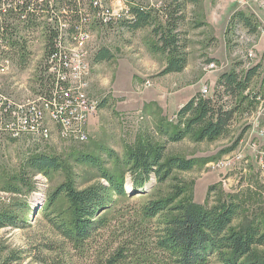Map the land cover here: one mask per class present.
Segmentation results:
<instances>
[{
  "label": "rangeland",
  "instance_id": "1",
  "mask_svg": "<svg viewBox=\"0 0 264 264\" xmlns=\"http://www.w3.org/2000/svg\"><path fill=\"white\" fill-rule=\"evenodd\" d=\"M82 1L84 8L74 7V11L78 15L80 10L93 13L92 0ZM103 1L108 7L121 3ZM127 1L131 9L151 12V23L133 29L124 21L108 27L91 21L88 91L97 110L86 125L88 139L60 138L53 131L44 143L0 140V213H11L18 220L17 226L0 229V264H103L125 245L127 259L119 264H165L154 244L164 213L156 218L145 214L154 200L174 199L179 203L192 199L213 207L237 198L243 208L234 226L264 218V154L259 153L264 150V0ZM58 8L64 20L66 12L55 4ZM238 12L251 17L256 30L233 23ZM49 18H39L36 26L19 25L17 33L24 37L19 40L27 43L25 64L19 63L20 55H15L10 46H0L13 63L7 72L0 73V81L19 99L33 95L46 71L47 32L51 35L50 27H54ZM168 21L175 25L187 63L182 72L164 74L168 55L156 47L159 36L155 29ZM62 28V35L73 33L70 26ZM63 42L73 47L71 38ZM104 48L111 51L112 58L96 62V54ZM249 49L256 54L253 58L247 56ZM73 52L77 55V47ZM254 67L257 71L244 92L247 100L242 101V96L230 94L218 84L224 73L235 71L244 78ZM204 87L209 89L206 95L201 94ZM200 94L213 99L217 109H237L225 133L213 141H198L191 136L172 141L166 130L172 133L181 125L179 111ZM141 141L163 145L165 159L180 156L195 159L196 165L186 171L173 170L162 182L152 174L143 186H135L123 159L131 146ZM36 154L59 157L62 169L49 176L35 172L28 161ZM83 155H95L103 169L124 174L127 194L110 191V205L99 214L107 218L106 225L91 239L77 243L58 232L45 208L49 195L64 182L80 190L99 183L110 186L99 168L77 160ZM24 177L33 190L22 180ZM10 185L20 190H12ZM49 213L52 217L67 216V198L61 195ZM259 252L264 254V247H259Z\"/></svg>",
  "mask_w": 264,
  "mask_h": 264
},
{
  "label": "trees",
  "instance_id": "2",
  "mask_svg": "<svg viewBox=\"0 0 264 264\" xmlns=\"http://www.w3.org/2000/svg\"><path fill=\"white\" fill-rule=\"evenodd\" d=\"M59 6L72 18L79 16L77 10L73 9L78 8L76 0H59ZM42 9L47 7L40 8L38 5L23 7V13L28 16L27 22H32L27 25L38 24L35 23V17ZM131 14L134 16L133 19L125 23L131 25L133 29H139L151 23L152 15L149 11L134 7L131 9ZM232 22H241L244 26L252 28L251 30H256L251 17L244 12L236 13ZM174 27L175 25L168 21L166 26L155 29L156 35L159 36L156 47L168 55L164 74L182 72L187 63L186 56L180 51L178 33H175ZM2 28L7 30L8 27L0 25V29ZM54 36L55 33L48 35L47 32V54L55 49ZM2 44L10 46L15 55H20V64L27 62L25 40H4L0 46ZM112 56L111 51L104 48L96 54L95 60L102 62L110 60ZM256 71L257 67L249 69L244 78H240L235 71L224 73L220 76L218 84L228 93L242 96V101L247 100L249 96H244V92L248 89ZM213 102V99H207L201 94L194 96L178 113L181 125L176 126L172 133L166 130L170 134L169 138L172 141H180L191 136L198 141H213L223 135L237 109H217ZM77 160L99 168L102 177L109 182L110 186L99 183L80 190L76 189L72 183L64 182L49 195L45 211L48 216H51L49 219L53 226L65 239L81 243L91 239L100 228L106 225L107 218L99 214L110 205V191L121 196L126 195L127 192L125 175L103 169L95 155H83ZM123 163L132 172L135 186H143L150 180L152 174H155L162 182L170 177L173 170L186 171L196 165L195 159L180 156L165 159V147L151 141H141L131 146L124 156ZM28 164L35 172L48 176L52 171L61 170L63 167L59 157L47 154L33 155ZM25 178L22 180L30 187V191L33 190L34 187ZM10 189L20 190L13 185H10ZM61 195H64L69 202V213L67 216L58 214L52 217L53 214L49 213V210ZM242 208L243 202L237 198L219 202L213 207L193 202L192 199L188 201L184 199L179 203H175L174 199L151 201L146 207V215L156 218L160 213H164L154 242L159 251L157 256L164 259L165 264H264V254L259 252V247H264V218L253 219L247 224L236 227L233 222L242 213L240 211ZM170 210L172 214H166ZM263 214L264 212L262 216ZM17 224L15 215L8 212L0 213V229L6 226H17ZM126 247V245L121 246L122 250L120 248L107 257L103 264H119L125 261Z\"/></svg>",
  "mask_w": 264,
  "mask_h": 264
},
{
  "label": "built area",
  "instance_id": "3",
  "mask_svg": "<svg viewBox=\"0 0 264 264\" xmlns=\"http://www.w3.org/2000/svg\"><path fill=\"white\" fill-rule=\"evenodd\" d=\"M55 1L59 0H0V25L8 27L7 30L0 29V44L3 40L24 39L17 30L21 28L19 25L32 23L27 22L28 16L22 11L27 5L47 7L37 13L35 23L38 18L51 16L49 19L54 27H50V30L52 35L55 33V49L48 53L46 71L40 77L37 90L32 96L19 99L7 84L0 81V140L33 139L39 143L47 142L45 129L42 128L43 108H50L54 135L60 138L88 139L86 125L96 111V101L88 91L91 63L87 47L93 38L91 21H99V25L108 27L134 16L127 0H121L119 5L113 7L105 5L103 0H92L90 7L93 13L80 10V15L72 18L65 11L67 16L62 20L58 9H55ZM76 4L79 9L85 6L82 0H76ZM62 26L73 28V47H77V55L65 53L61 47ZM255 55L253 49L248 50V57L253 58ZM12 66L7 53L0 51V73L7 72ZM208 92V87L201 90L202 95ZM257 148L254 146V149ZM259 153L264 154V150L260 149Z\"/></svg>",
  "mask_w": 264,
  "mask_h": 264
},
{
  "label": "bare ground",
  "instance_id": "4",
  "mask_svg": "<svg viewBox=\"0 0 264 264\" xmlns=\"http://www.w3.org/2000/svg\"><path fill=\"white\" fill-rule=\"evenodd\" d=\"M55 4L57 6L58 1H55ZM67 38H71L73 40V33H71V34L66 33L65 35L61 34V40L64 41ZM63 41H61V47L65 50V53H69L70 55H73V54L76 55V53L73 52L74 47H68L67 45H65V43H69V42L64 43ZM71 52H73V54ZM96 110H97V103H96ZM42 128L45 129V141H47L50 139V137L52 136L53 131H54V125H53V123L51 121V117H50V108H43ZM129 189H130V187H129Z\"/></svg>",
  "mask_w": 264,
  "mask_h": 264
},
{
  "label": "water",
  "instance_id": "5",
  "mask_svg": "<svg viewBox=\"0 0 264 264\" xmlns=\"http://www.w3.org/2000/svg\"><path fill=\"white\" fill-rule=\"evenodd\" d=\"M127 188V187H126Z\"/></svg>",
  "mask_w": 264,
  "mask_h": 264
}]
</instances>
